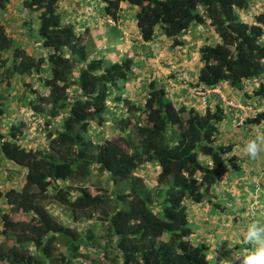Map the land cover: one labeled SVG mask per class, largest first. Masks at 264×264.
<instances>
[{
    "label": "trees",
    "instance_id": "trees-1",
    "mask_svg": "<svg viewBox=\"0 0 264 264\" xmlns=\"http://www.w3.org/2000/svg\"><path fill=\"white\" fill-rule=\"evenodd\" d=\"M11 1L0 0V11ZM61 1H21L29 15L26 39L33 48L27 49L0 22V152L18 169L13 174L17 186L0 190V264H74V259L89 264H215L219 257L213 255L221 250L210 248L209 232L196 230L190 203L210 204L211 219L218 216L219 222H230L241 231L232 245L239 255L246 247L243 216L246 213L247 219L251 213L244 204L252 203L254 193H249L254 186L250 183L253 189L240 195L241 205L230 192L217 187L229 173L240 176L244 169L247 174L258 173V162L234 151L245 140L220 141L228 110L220 104L209 105L204 112L177 106L156 80L146 82L143 100L118 95L133 60L126 56L108 64L104 52L97 56L87 47V32H80L75 22L63 21ZM102 2L104 15L116 23L121 11L133 7L135 25L145 43L154 42L159 30L175 46L182 44L180 37L190 26L211 27L218 41L199 47L202 66L191 86L226 82L240 90L252 81L247 91L243 89L246 100L255 108L264 104V0ZM256 2L260 8L252 22L242 19L240 14ZM32 75L39 83L37 87L22 83L15 109L27 106L30 125L43 138L42 145L29 135L20 118L9 128L2 122L7 100L2 83L10 87L16 77L24 80ZM111 103L117 108H111ZM110 119L119 134L116 139L104 133ZM54 122L59 126L49 129ZM262 122L264 110L260 109L245 117L237 130L246 133ZM259 160L263 177L264 153ZM145 164L157 166L153 183L139 172ZM94 168L111 180L109 185L119 181L126 188L113 192L98 185L92 193L85 181ZM216 193L221 196L214 202L211 197ZM257 198L263 208L254 213L253 221L264 224V185ZM52 204L62 206L69 221L55 215L49 208ZM83 220H93L103 232L99 258H90L84 250L95 240L93 230L79 231L72 225ZM59 242L65 251L57 249ZM222 253L230 260L229 249Z\"/></svg>",
    "mask_w": 264,
    "mask_h": 264
},
{
    "label": "crops",
    "instance_id": "crops-1",
    "mask_svg": "<svg viewBox=\"0 0 264 264\" xmlns=\"http://www.w3.org/2000/svg\"><path fill=\"white\" fill-rule=\"evenodd\" d=\"M21 1L22 0H12L2 11H0V22L4 24L7 27V29H9V31L13 30V32L17 33V35H21V37L22 36L25 37L27 36L28 29H29V24L25 23V21H28L29 15L27 12L22 10ZM99 2L101 6L100 14H94L95 21L93 24H91L93 26H91L90 24L86 22L84 23L85 26H83V24H80L82 23L80 20H76V17L80 14L81 8H82V5L80 8V5L78 4V0H64L59 3V9L66 8L64 11L61 12L62 15L66 16V20L68 19V17L74 16L76 26L77 24H80L77 26L79 31L82 33L87 32L86 33V36L88 37L87 40L90 41V39H92L91 42L95 48L93 52L96 53L97 56L100 55L102 50H103L102 52H104V57L105 55H108L109 53L110 54L113 53V50H111L112 52L108 50L106 52V49L110 50L109 45L108 44L106 46L104 44L101 45L102 43L100 42V40H98L97 36L100 35L101 38L109 37L110 35L114 33H118L117 31H119L120 33L118 34L124 41L125 47L118 48L116 56H119V58L117 57L115 61L119 62L120 59L126 56L130 57L133 60V66H132L131 73H133V70L137 69L138 74L136 76L138 77L139 80H141L140 78L145 76L146 73H148L152 75V80H156L160 84H162L167 90V92H170V93L172 92L171 94L178 95L177 98L180 97L181 102H183L184 105H186L187 107L194 108L197 111H199V109L201 108L202 112H204L207 106L220 104L226 110H228L229 117L226 121H232L233 119L237 121L239 119V113L241 112V110L239 106H236L239 103L237 101L233 102L230 99L237 100L235 96H238V98H242L241 95L242 94L244 95L243 93L244 90L247 91L250 88L249 86L251 85L249 84H251L252 81L245 82V85L243 86L244 90L243 89L239 90L237 88H234L228 85L226 82H221L217 84L216 86L210 87V88L203 87V86L194 87V86H191L190 84L195 80L197 76V72L199 68L202 66V62L200 61V57H199V47L204 43L208 44V43H215L218 41L216 34L214 33V30L211 27L200 26V25L190 26V28L185 33H183L182 36L180 37V39L183 40V43L179 45H175V46L171 44L170 39L166 38L162 34V32L157 34V39L154 42L145 43L142 41L139 31L136 28L135 21H134L135 9L133 7L125 8L128 11L129 10L132 11V12L129 11V13L128 12L126 13V17H127L126 19H124V16H123L124 11L123 12L121 11L120 13L121 18L119 19V22L116 25L106 24V25L101 26L98 23V18L104 15L103 13L104 2H102V0H99ZM72 4H74L73 7H72ZM91 13L93 12L91 11ZM131 13H132V20L134 22L132 27H130V24L128 22L129 19H131V16H130ZM66 20H63V21L65 22ZM202 32L205 33L208 36V38L210 35H212V41L210 42V41L204 40V41L198 42V39L200 40V38H202L203 36ZM187 41H190V43L184 47ZM23 44H26V41H24ZM34 48H37V47H34ZM100 48H102V50ZM184 48H186V50ZM180 50L181 51L185 50V51L181 52ZM191 52H194V53H191ZM189 56L190 57L192 56V58L188 59L187 57ZM182 58H184V60ZM152 63H153V66L149 68L148 66L151 65ZM163 66H166L168 68L169 66H171L170 71H169L170 73H168V75H165L164 72H160V71H164ZM149 69H151V71H149ZM130 75L131 74H129V76ZM258 82L259 80L256 83ZM2 85L6 86V82H3ZM126 85H128L127 82L124 83V87L122 88L120 92H118V95L123 97L122 94L124 93V91H126L125 89H127ZM135 88H137V86H135ZM18 89L19 87H17L16 89L17 92H18ZM196 89H201L202 94L199 95V93L195 91ZM15 94L17 96V93ZM6 96L7 98H10V99L16 98V96H13V95L6 94ZM123 98L143 100L144 97L143 98H139V97L132 98V97L126 96ZM171 101L177 106L182 105L178 101H173V100ZM246 102H248V100H246ZM8 105L10 106V104ZM120 106L121 105H118V108H121ZM115 107L117 108L116 103H115ZM230 107L233 109L230 110ZM7 110L11 112L17 111V109H15V105H14V108L10 107ZM3 125H5V123H3ZM5 128H8V127H5ZM248 133L252 135V138H255L258 135L264 134V122H262L259 125H255L251 127ZM247 139H251V137L250 138L248 137ZM260 155L263 156V153H261ZM260 155L258 156V159L256 158L257 160L260 159ZM243 167L247 168L245 167V165H243ZM17 170L18 169L16 168V166L13 165L12 162L4 158L0 152V190L6 189L9 185H11L10 182H12L15 178L13 177V174L16 173L15 171ZM15 176H18V175H15ZM241 176L242 175H240V178H239V176H236L233 173L232 174L229 173L228 175H225L219 181V185L217 188L218 189L222 188L225 192L227 190L228 192H230V194L234 198H236L240 196L239 190L243 192V189L241 188V185L239 182L240 180H242ZM258 186L260 187V185ZM247 187H249V185ZM218 195L219 197L221 196L220 193H216L215 195H213L211 197L212 201L217 202V200L219 199ZM236 200H238V198ZM188 208H189V214H190L191 220L195 221L194 226L196 230L200 229L201 232L210 233L212 230L216 229L214 226H211V225L215 224V226H218V221H219L217 219L218 216L217 218H215L218 221L215 220L216 223L212 222L211 225L210 224L206 225V222L204 221L205 216H207L208 213L210 214L212 212V206L210 204L190 203L188 204ZM224 228H222V225L220 224L217 227V231L219 232L220 230H223ZM227 230H228L227 237H234V239L237 240L236 237L238 234H240L241 231L237 229V227L236 229H234V227H228ZM220 232L222 235H225L222 231Z\"/></svg>",
    "mask_w": 264,
    "mask_h": 264
},
{
    "label": "rangeland",
    "instance_id": "rangeland-1",
    "mask_svg": "<svg viewBox=\"0 0 264 264\" xmlns=\"http://www.w3.org/2000/svg\"><path fill=\"white\" fill-rule=\"evenodd\" d=\"M78 4L80 5V8H81V5H82V8H81L80 14L76 17V20H80L82 22L80 24H83V26H85V24H84L85 22L90 24V25L93 24L94 21H95L94 14H100L101 6H100L99 0H98V2H97V0H78ZM73 6H74V4H72V7ZM258 8H260V3L256 2L251 9H249L248 11L240 14L241 18L244 19V20L246 19V21H248V22H252L254 15L258 11ZM65 9L66 8H64V9L60 8L59 11L62 12ZM91 11L93 13H91ZM129 11L132 12L131 10H129ZM129 11L124 9V13H123L124 19L127 18L126 17V13L127 12L129 13ZM81 14H83V15H81ZM130 16H131V19H129L128 22L130 24V27H132L133 24H134V22L132 20V13H131ZM64 20H66V19H64ZM68 20L72 21V22H75L74 16L68 17L66 22ZM134 21H135V19H134ZM80 24H77V26L80 25ZM91 26H93V25H91ZM117 32L120 33L119 31H117ZM11 33L14 36V38L15 39L17 38V40L22 45L30 44V45H28L27 49H29V47L33 45L32 42H30V41H28L26 39V36L23 39V38H21V35H17V33L13 32V30H11ZM118 33H114V34L110 35L109 37H102L101 38L100 35L97 36L98 40H100V42L102 43L101 45H103V44L105 46L107 44L109 45L110 50L106 49V52H107V50L108 51L113 50V53H111V54L109 53L108 55H105V57H104V59L106 60V62L108 64L109 63H113V62L117 63L115 61V59H117V57L119 58V56H116L118 48H120V47L124 48L125 47V43H124V41L122 40V38L120 37V35ZM158 33H161V31H158ZM204 40L211 42L212 41V35H210L209 38H208V36L205 33H203L202 38H200V40L198 39V42L199 41H204ZM24 41H26V44H23ZM91 41H92V39H90V41L87 40V47L94 50L95 48H94V45L92 44ZM181 41L183 43V40H181ZM189 43H190V41H187L185 43V45L183 44L184 47L187 46V44H189ZM32 48H33V46H32ZM100 49L102 50V48H100ZM184 49L186 50V48H184ZM185 50H183V51L180 50V51L184 52ZM37 51H39V49ZM191 53H194V52H191ZM187 58L191 59L192 56L191 57L189 56ZM182 59L184 60V58H182ZM115 66L117 67V64ZM151 66H153V63L151 65H149L148 67L150 68ZM171 66H169V68L166 67V66H163L164 67V71H160V72H164L165 75H168V73H170L169 71H170V67ZM172 68H174V67H172ZM149 71H151V69H149ZM130 74L131 75L129 76L128 80H126L128 85H126L127 89H125L126 91H124V93L122 94L123 97L129 96V97H132V98H136V97L143 98L144 95H145L144 86H145L146 82H148L149 80H152V75L146 73L145 76L141 77L140 78L141 80H139L138 77L136 76L138 74V70L137 69L133 70V73H130ZM24 82L25 83L26 82H28V83L30 82L31 83V87H37V85L39 83V79L36 77V75H32L31 78L26 77L24 80L20 79L19 77H16L14 80L11 81L10 87L2 85L3 88H6L5 89V97L7 98L6 94L16 96L15 93H17V95H18L20 90H21L22 83L24 84ZM135 86H137V88H135ZM17 87H19V91L18 92L16 90ZM0 88H1V85H0ZM171 93L168 92L169 98L171 100L178 101L180 104H184L183 102H181V98L180 97L177 98L178 95H173ZM241 96H242V98H238V96H235V98L237 100H233V99H230V100L233 101V102L237 101L239 103L238 105H240V106H244V105H247V104H252V103H249V102L243 103L246 100V98H245V96L243 94ZM178 99H180V100H178ZM16 101H17L16 98H13V99L7 98V100H4L5 103H3V104H6L3 107L4 110H5L4 111L5 114H4V117L2 118V122L5 123L4 127H8L9 128L11 126V124L13 123V121L15 120V118L18 117V118L21 119V122L26 127L27 131L31 132V133H29V135L33 136V138H35V142L36 143H38L39 145H42L44 143L42 141L43 138L41 136H39L37 134V132L34 131V124H32V126L30 125V123L32 122V121H30V118H31L32 115H31V112L28 111L27 106H24V107L22 106V108H20L18 110V112H16V111L15 112H11V111L7 110L10 107L14 108V105H16ZM8 104H10V106ZM254 104H255V102H254ZM25 105H27V102H26ZM109 105H110L111 108H115V103L109 104ZM238 105H236V106H238ZM260 109L264 110V104L261 105V106H258V104H257L256 111L260 110ZM240 110H241V112L239 113V116L242 115L241 117H244L243 116L244 113H245L244 110H242L241 108H240ZM199 111L202 112L201 108L199 109ZM40 119L42 121V118H40ZM55 123L56 122L52 123L50 126H48V128L49 129L57 128L59 125H57V123L55 125ZM113 124H114L113 123V119H110L104 125L103 129H104V133L107 135L108 138L116 139V138H118L119 134L117 133V131H115ZM239 126H241V120L240 119H238L237 121L234 120V119L232 121H226V120H225V122L223 121L222 128H221L222 129L221 130L222 135H221L220 141L226 142V141H228V140H230L232 138L235 139V141H237V140H239V141H241V140L247 141V140H249V139H247L248 137L252 138V135L250 133H248V132L244 133L243 129H241L240 131L236 130V129H238ZM244 134H245V136H243ZM99 138L100 137H98L97 135L94 137L95 140H97ZM122 146L125 149H127L125 144L122 143ZM234 149H235L234 151L237 154L241 155L242 157H245L244 154H242L243 153V151H242L243 147L239 146V144L236 145ZM257 159H258V157H257ZM256 161L258 162V165H257V168H256V170H258V173H255L254 171H249L248 174H247V170L244 169V174L241 176L242 180L239 181L243 191L244 190H248L249 191L250 188L252 190L253 186H254V190L250 191V193H249V194L254 193L253 202L248 205V204H244L243 201H241V199L239 198L240 196L236 197V199L238 198V200L235 199L238 204L241 205V203H243L245 206H247V209L249 211H251V213H250V215L248 216L247 219H246L247 214L245 213V216H243V214H242V216L245 217V218H243L245 220L241 224L242 225V230L245 228V226L249 222L254 220V213L255 212L259 213L258 211H260L263 208V205L261 204V202L259 201L257 196H258V193H261V185H264V173H263V177H262L260 171L262 170L263 167H262V165L260 163V160H256ZM246 167L249 168V169L252 168L251 166H246ZM139 170H140L139 172L141 173V175H143L146 178L147 182H150V183L154 182L155 171L157 170V166L156 165L145 164V165L141 166ZM239 178H240V176H239ZM110 181L111 180H108V178H107V176L105 174H102V173L98 172L94 168L93 172L90 174L89 179L85 181V185L88 187V189L92 193H96L98 191V189H97L98 185L101 186V187H104V188H108L109 190H111L113 192L121 191L120 188L122 186H124L126 188V185L124 183L119 182V181H116V183H112L111 185H109ZM250 183H252L253 186L249 188L247 186ZM240 185H239V187H240ZM258 185H260V187ZM239 192H240V195L243 193L240 190H239ZM226 198L228 199V197H226ZM49 208L55 215H57L59 218H61L62 221H66V222L69 221V216H68L67 212L63 209L62 206L57 205V204H52V205L49 206ZM235 214H236V212H235ZM208 215H209V213H208ZM208 215L205 216V219H204V221L206 222V225L207 224L211 225L212 222L216 223V221H218L217 219H214V220L211 219ZM256 217H257V215H256ZM92 223H93V220H90V221H84L83 220V221H81L78 224H72V225L76 226V228L79 231H81V230L86 231V230H90V229L93 230L94 236H95V240L93 239L91 245L94 246L96 249L94 251V249H92L91 245H90V246H87L84 250L89 253L90 258H93L94 256L99 258V253L100 252L98 253V250L100 249L102 243L104 242V239L102 238L103 237L102 236L103 232H102V230L100 229L99 226H96L95 224H92ZM229 223L230 222H227V221L219 223V221H218V226L221 224L222 228L225 227L223 230H220L225 235H222L220 231L218 232L217 231V226H215L216 229L212 230L206 236V241L210 245V248L215 249L217 247L218 249L221 250V251H217V253L213 255V256H216V257L218 256L219 257V258H217V261L214 262L215 264H239V260H237L236 257H238L241 252H239V255H238L237 252H236V249L235 248H234L235 250L232 249L234 247L232 245L237 243V240L234 239V237H227V232H228L227 228L231 227V225H232L231 223L230 224ZM1 239H2V236H0V240ZM220 241H224V243L223 244H219ZM228 244L231 245V249H230V247L227 248V249L224 248L225 245H228ZM56 246H57V249L59 251H65L66 250L65 246L61 242H59ZM223 249H226V250L229 249L230 255H231L230 260L229 259H227V260L225 259V254H223L222 252H225L226 250H223ZM96 253H97V255H96ZM97 258H96V261L98 260ZM73 263L74 264H89V262H86V263L85 262H79L76 259L73 260Z\"/></svg>",
    "mask_w": 264,
    "mask_h": 264
},
{
    "label": "clouds",
    "instance_id": "clouds-1",
    "mask_svg": "<svg viewBox=\"0 0 264 264\" xmlns=\"http://www.w3.org/2000/svg\"><path fill=\"white\" fill-rule=\"evenodd\" d=\"M242 151L244 156L250 160H255L264 152V134L247 140ZM213 165L214 162L212 167ZM242 243L246 247L236 257L239 260V264H264V224L259 221L249 222L243 230ZM209 260L214 261V257H209Z\"/></svg>",
    "mask_w": 264,
    "mask_h": 264
},
{
    "label": "built area",
    "instance_id": "built-area-1",
    "mask_svg": "<svg viewBox=\"0 0 264 264\" xmlns=\"http://www.w3.org/2000/svg\"><path fill=\"white\" fill-rule=\"evenodd\" d=\"M98 23L101 26L106 25V24H115V25L117 24L112 17L107 16V15H103V16L99 17L98 18ZM197 90H196V92H198L199 95H201L202 94L201 89H197ZM238 106L242 110H244V112H245L244 115H243L244 117H241L242 115L239 116V119L241 120V122L244 120L245 117H247L248 115L253 114V113L256 112V108L252 104H247V105H244V106L238 105ZM10 186L11 187H16L17 186V181L13 180L11 182V185Z\"/></svg>",
    "mask_w": 264,
    "mask_h": 264
}]
</instances>
